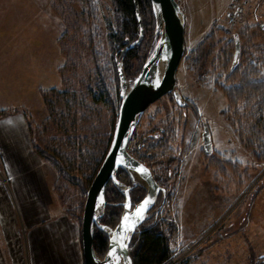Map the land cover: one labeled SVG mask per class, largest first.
<instances>
[{
	"label": "rangeland",
	"instance_id": "1",
	"mask_svg": "<svg viewBox=\"0 0 264 264\" xmlns=\"http://www.w3.org/2000/svg\"><path fill=\"white\" fill-rule=\"evenodd\" d=\"M177 1L186 16V53L177 72L176 86L186 105H178L173 94L152 104L128 147L133 156L149 164L160 184L167 189V200H162L161 196L148 218L159 215L175 226L170 243L173 255L170 263L187 244L202 240L190 254L188 264H264V160L258 159L254 147H247L240 141L237 124L233 126V122L238 121L237 112L225 113L228 104L222 91L223 86L233 82L234 41L237 39L241 45L242 29L249 30L252 35L257 29L261 30L260 40L250 41L249 45L264 44V0ZM30 2L42 14L36 21L39 32L44 24L50 25L48 21L60 30L57 81L54 86L40 89V103L36 107L1 108L0 113L5 114L0 119L14 114L26 118L30 144L39 158L37 175L43 190L53 202L55 211L67 215L82 231L87 192L101 166L100 159L102 161L108 145L110 147L120 109L111 92L114 52L108 36L112 28H116L114 7L112 0ZM16 3L21 4V0ZM22 3L25 6L26 3ZM84 4L89 9L86 8L87 12L81 16ZM63 5L67 7L63 8ZM27 6L29 14L33 15L34 9ZM12 13L6 11L0 22V46L19 55L27 48L29 38L32 47L35 43L40 46L43 42L40 34L26 37L30 18L25 21ZM46 15L52 21L46 19ZM75 25L80 30V26L86 30L92 28V42L85 41ZM155 30L152 44L146 48L149 51L142 52L144 63L160 39V32L156 34ZM64 35V40L69 42L71 60L68 69L66 55L60 46ZM146 37L150 45L151 32ZM205 40L200 52L193 55V50ZM92 43L97 45L96 48ZM243 44L248 46L246 41ZM253 49L248 48L247 54L254 53ZM121 56L118 64L121 62L124 70ZM64 66L69 80L66 85L62 79ZM128 67L130 73H134L139 64L132 60ZM95 68L100 69L99 74L110 90L108 104L97 102L86 90L90 86L86 74H94ZM237 76L238 73L233 77ZM118 83L120 88V78ZM53 89L58 91L45 95ZM204 124L212 140L213 153L209 155L204 150ZM156 141L160 145H150ZM129 177L132 179L130 174ZM129 177L123 181L131 186ZM0 183L6 186L9 183L1 167ZM221 234L228 239L224 246L214 247ZM193 238L197 239L191 241Z\"/></svg>",
	"mask_w": 264,
	"mask_h": 264
},
{
	"label": "crops",
	"instance_id": "2",
	"mask_svg": "<svg viewBox=\"0 0 264 264\" xmlns=\"http://www.w3.org/2000/svg\"><path fill=\"white\" fill-rule=\"evenodd\" d=\"M16 2L0 0V22L6 11L25 21L29 17L26 37L40 34L43 42L32 47L28 37L21 55L0 46V109L36 107L40 89L56 84L60 61L58 26L48 21L50 25L44 24L39 32L36 21L42 14L30 0ZM27 5L34 9L33 15ZM46 19L51 20L47 15ZM38 165L26 118L14 114L0 119V167L9 179L7 186L0 183V264H85L80 227L55 211L37 175ZM220 236L214 247L224 246L228 239Z\"/></svg>",
	"mask_w": 264,
	"mask_h": 264
},
{
	"label": "trees",
	"instance_id": "3",
	"mask_svg": "<svg viewBox=\"0 0 264 264\" xmlns=\"http://www.w3.org/2000/svg\"><path fill=\"white\" fill-rule=\"evenodd\" d=\"M112 3L115 13L116 28H112V31L108 36L111 50L114 52L112 55L114 62L111 92L114 97L115 104H119L120 106L121 96L118 83L119 72L117 64L119 57L122 54V49L139 36V25L136 17L134 0H112ZM138 4L144 23L145 35L138 47L128 50L121 56V61L124 64V72L128 79L135 77L143 66L145 57L142 56V52L149 51L146 48L150 47L152 44L156 24L151 1L138 0ZM66 7V5H63V8ZM54 8H56V5ZM86 8L89 9L88 6L86 7L84 4L81 16L87 12ZM86 17L87 16H85V18ZM83 24L86 25L85 22H83ZM78 27L79 26L76 27L75 25V28L79 31L80 28ZM80 27L81 30H83V32L80 30V34L84 35V40L92 42L91 36L94 34L92 28L86 30L84 26ZM242 30V37H240L238 33L241 42V45L239 43L241 47L238 59H234L233 57L231 61L233 65L236 64L235 71L231 75L233 82L229 83L228 86L222 87V91L228 104V110L225 111V113L234 114L237 112L238 121L237 123L233 122V126L237 124L236 132L238 133L240 141L245 146L247 145V147H254L253 150H255L256 155H258V159L264 160V71H262V68L264 69V44L258 43L256 45V43H254L251 44L252 46L249 45L250 41H258V39L260 40L263 35L259 29L256 30L255 35H252L249 30L244 28ZM148 32H151L150 45L146 42ZM65 37L66 36L64 35L60 40V46L63 54L66 55L65 66L68 69V64L71 59L69 55V42L64 40ZM72 37H74L73 32ZM206 41L207 40L203 41L196 50H193L192 54L197 55L200 52V49L206 44ZM237 41V39L234 41L236 46ZM243 41H246L248 46H243L245 45L243 44ZM87 44L89 43L87 42ZM92 44L93 48H96L97 45L95 43ZM252 47L254 48V53H251L252 55L247 54L248 48L251 49ZM94 51L97 53L96 49ZM86 59L89 61V58L86 57ZM132 60H136L139 64L138 71L134 73H130V69L128 67ZM65 66L62 68V79L64 85H66V82L69 83L67 73L65 72ZM92 72H94V74H86L85 79L89 82V87L91 88L90 90L88 87L86 90L91 93L92 97L95 98L97 102L108 104V96L111 97V95L108 93L110 91L109 88H106L105 79L101 78V71L99 68H95ZM236 73H238V76L237 78H234L233 76ZM231 78L229 77V79ZM57 91L58 90L56 89L49 90L45 92V95L48 93H55ZM4 114L5 112H1L0 116H3ZM158 140L159 138L157 141ZM157 141L155 144H149L160 145ZM108 148L109 145L103 154L104 157L102 161L101 159L99 161L100 164H102ZM258 151L260 153H258ZM132 192L134 202H138L144 195V189L140 185L137 188H134ZM124 198L123 192H121L119 188L114 187L112 182H110L106 189L107 206L103 217L100 219L101 223L111 227L116 226L123 211L122 202L124 201ZM175 230L176 229L173 223H169V221L162 219L159 215H154L148 218L135 233L131 241L130 246L133 264H169L173 257L170 243L173 235H175ZM94 245L97 254L103 258L108 249V237L99 229L95 230ZM191 256L192 255L187 256L178 264H188Z\"/></svg>",
	"mask_w": 264,
	"mask_h": 264
},
{
	"label": "water",
	"instance_id": "4",
	"mask_svg": "<svg viewBox=\"0 0 264 264\" xmlns=\"http://www.w3.org/2000/svg\"><path fill=\"white\" fill-rule=\"evenodd\" d=\"M150 1L156 18L155 33L160 32L161 36L133 81H129L127 78L122 63L118 64L121 96L118 120L107 154L87 192L83 212L81 233L85 264H110L112 258L109 257L108 253L114 246L112 236L122 230L121 224L124 215L128 214L130 219H135L136 208L143 204L145 199L151 197L144 213V219L136 224L135 230L128 233L130 236V239L127 240L128 247L118 249L120 264H129V258L130 264H133L130 251L132 238L146 221L150 210L157 202L160 191H165L154 178L151 169L134 157L129 152L128 147L142 117L152 104L165 95L173 94L178 105H186L176 86L177 72L186 53V16L177 0ZM134 4L140 35L134 43L123 49L122 54L140 45L144 37V26L138 0H134ZM239 52L240 45L237 41L235 59ZM203 139L206 154H212V140L206 124H204ZM121 158H123V162H121ZM141 165L148 169L147 173L138 171ZM120 168L125 169L130 174L135 185L141 184L146 188V195L134 206L130 194L131 187L117 178ZM110 182L122 188L125 193L123 212L115 227L100 222L107 206L106 189ZM101 196H103V201L100 199ZM129 204L131 207L128 206ZM96 229L101 230L108 237V249L103 258L97 254L94 245Z\"/></svg>",
	"mask_w": 264,
	"mask_h": 264
},
{
	"label": "snow or ice",
	"instance_id": "5",
	"mask_svg": "<svg viewBox=\"0 0 264 264\" xmlns=\"http://www.w3.org/2000/svg\"><path fill=\"white\" fill-rule=\"evenodd\" d=\"M121 162H123V158H121ZM138 171L142 173H147L148 169L144 168L141 165ZM100 199L101 201H103V196H101ZM150 201H151V197H148L147 199L144 200L143 204H141L136 208L135 219H130L128 214L124 215L121 224L122 230L112 236V241L114 246L111 248V250L108 253L109 257L112 258L110 264H120V256L118 249H126L128 247L127 240L130 239L128 233L135 230L136 224L144 219V213ZM128 206L131 207V204H129ZM129 264H130V258H129Z\"/></svg>",
	"mask_w": 264,
	"mask_h": 264
},
{
	"label": "flooded vegetation",
	"instance_id": "6",
	"mask_svg": "<svg viewBox=\"0 0 264 264\" xmlns=\"http://www.w3.org/2000/svg\"><path fill=\"white\" fill-rule=\"evenodd\" d=\"M203 127H204V125H203ZM135 134V133H134ZM133 137H134V135H133ZM133 137H132V139H133ZM132 139H131V141H132ZM146 140V139H145ZM130 141V142H131ZM130 145V144H129ZM213 153V152H212ZM135 157V156H134ZM149 157H150V155H149ZM137 158V157H136ZM137 159H139V158H137ZM140 160V159H139ZM140 161H142V160H140ZM146 166H148L150 169H151V167L149 166V164H146L144 161H142ZM151 171H152V169H151ZM152 174H153V176H154V178L156 179V181L158 182V184L165 190V191H163V190H161L160 191V194H159V196H158V199H157V202H158V200L161 198V196H162V200H167V198H168V194H167V189H166V187L164 186V185H161L160 184V182L158 181V178L157 177H155V175H154V173H153V171H152ZM126 177H129V173L125 170V169H123V168H120L119 169V171H118V173H117V178H118V180L119 181H121V182H123V183H125L126 185H127V183L125 182V181H123L124 180V178H126ZM129 179H130V177H129ZM130 181H131V186H129V187H131V189H130V194H131V197H132V191H133V189L134 188H137L140 184H138V185H135L134 183H133V180L132 179H130ZM114 184V183H113ZM128 186V185H127ZM117 188H120V187H118V186H116ZM143 188V187H142ZM121 189V188H120ZM144 189V188H143ZM145 190V189H144ZM123 193H124V191H123ZM146 195V192H145V194L143 195V197L138 201V202H140L143 198H144V196ZM124 197H125V193H124ZM124 200H125V198H124ZM132 202H133V206L134 205H136L138 202H134L133 201V198H132ZM156 202V203H157ZM156 205V204H155ZM155 205H154V207H155ZM154 207L150 210V211H152L153 209H154ZM124 208V207H123ZM123 212V211H122ZM150 213V212H149ZM148 216H149V214H148ZM147 219H148V217H147ZM146 219V220H147Z\"/></svg>",
	"mask_w": 264,
	"mask_h": 264
},
{
	"label": "built area",
	"instance_id": "7",
	"mask_svg": "<svg viewBox=\"0 0 264 264\" xmlns=\"http://www.w3.org/2000/svg\"><path fill=\"white\" fill-rule=\"evenodd\" d=\"M202 240H196L191 244L186 245L184 251L180 252L179 255L174 257V260L172 263L170 264H178L180 261H182L183 259H185L187 256H189L190 254H192L194 251H196V249L200 246V244L202 243ZM261 264V263H259Z\"/></svg>",
	"mask_w": 264,
	"mask_h": 264
}]
</instances>
